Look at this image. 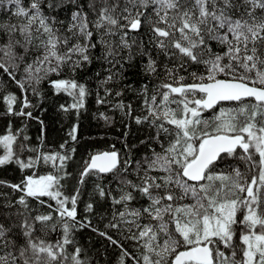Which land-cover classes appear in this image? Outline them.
Here are the masks:
<instances>
[{
	"label": "snow or ice",
	"instance_id": "1",
	"mask_svg": "<svg viewBox=\"0 0 264 264\" xmlns=\"http://www.w3.org/2000/svg\"><path fill=\"white\" fill-rule=\"evenodd\" d=\"M7 3L15 8L12 15L21 22L6 28L8 40L0 48V84L7 77L24 94L20 110L15 112L18 97H5L9 113L31 117L30 111L23 110L32 106L27 92L31 89L36 93V85L44 81L57 94L63 92L72 98L71 104L61 105L63 111L84 107L86 85L74 78L49 77L59 76L65 68L74 73L84 63L91 64L90 52L96 48L93 28L105 48L104 59L113 67L134 58L131 49L137 41L130 33H139L147 25L152 34L150 43L169 59H176L181 70L186 63L204 69L199 74L191 72L192 82L185 83L184 76H175V66H165L173 82L162 83L151 95L147 85L143 87L147 114L135 119L154 126L158 140L161 134L165 136L167 143L160 142L161 151L153 149L150 157L134 162L121 160L116 151L100 152L85 162L80 173L83 185L85 177L93 174H129L135 164L133 172L139 183L118 181L120 195L111 198L124 208L116 214L119 219L137 230L130 238L138 242L139 255L101 233L121 248L120 264L129 260L133 264H264V0H124L123 5L120 0L111 4L103 0L91 28L87 13L73 12L68 28L71 37L58 34L44 15L41 0H30L28 7L23 0ZM17 35L21 39H13ZM115 36L118 41L110 39ZM72 37L76 42L69 46ZM212 42L222 51H213ZM33 48L39 54L26 59ZM123 50H128L126 58L121 55ZM140 55L147 57L145 72L155 74L157 61L151 53L142 50ZM21 67L23 78L18 80ZM112 78L110 74L105 82ZM225 103L236 107L218 108ZM116 106L125 107L123 103ZM127 108L131 115V105ZM208 110H216L211 120L203 119ZM69 135L76 139L75 127ZM18 139L10 130L0 135V167L15 164L22 171L30 170L32 174L9 186L21 193L18 203L24 209L29 208L30 198L50 211L25 216L19 225L22 245L10 239L12 229L0 223V264H87L81 248L68 252L69 246H74L77 226L90 225V221L77 220L79 188L73 196H65L62 175L36 171L41 163L56 167L59 161V172H63L70 157L39 152L21 158L25 151L38 150L28 149ZM224 157L245 161L249 175L238 167L217 171L216 165ZM97 191L101 197L109 194L100 185ZM134 192L147 199L146 207L129 208L136 199ZM45 197L55 201V207ZM86 207L91 211L93 205ZM143 217L147 223H140ZM58 225L60 238L47 239L48 232H55ZM109 227L119 225L111 223Z\"/></svg>",
	"mask_w": 264,
	"mask_h": 264
},
{
	"label": "trees",
	"instance_id": "2",
	"mask_svg": "<svg viewBox=\"0 0 264 264\" xmlns=\"http://www.w3.org/2000/svg\"><path fill=\"white\" fill-rule=\"evenodd\" d=\"M115 0H108V3H114ZM123 5L124 0H120ZM30 0H23V5L28 7ZM52 5V7H49ZM41 7L45 16L53 23L58 34L71 37L68 28L72 24V14L77 10L87 13L88 20L94 21L100 8L103 7V0H41ZM15 8L7 3V0H0V48L8 40L6 28L10 24L20 23L12 13ZM119 11V9H118ZM54 18V20H53ZM92 37V43L96 48L92 49L91 64L84 63L74 73L65 68L59 76L53 74L49 79L74 78L79 83L86 85L87 95L84 101V107L79 110L63 111L61 105L71 104L72 98L66 93L57 94L47 81L36 85L37 92L33 93L31 89L27 92V98L31 107L24 108L25 112H31L32 116L15 115L19 111L20 99L23 97L22 91L7 77H3V83L0 84V135H7L9 130L18 134V143H24L28 149H37V153L25 151L21 153V158H28L38 155L39 152L55 153L70 157L64 162L63 172H59V161L56 167L51 163H41L36 169L40 175L48 173L60 174L64 178L60 181L63 185L62 192L65 196H73L79 188L80 193L77 200V220L81 222L90 221L89 226L79 227L73 233L74 246H69L68 252L71 253L74 247L82 249L81 256L87 261V264H120L121 248L117 244L111 243L105 235L111 236L113 240L118 241L124 249L133 255H139L140 249L137 241L132 240L130 236L136 233L133 225L126 224L116 215L124 208L122 205L113 203L111 197L120 195L121 184L118 181L128 179L134 183H139L133 169L135 164L129 168V174L117 173L95 174L85 177L83 185L79 183L80 173L83 171L85 162L96 153L104 151L118 152L121 160L131 161L142 160L150 157L152 150L161 151L160 142L166 146V138L163 134L157 139V129L147 121L137 123L135 117H144L147 113L144 109L143 87L147 85L148 93L151 95L159 89L162 83H171L172 78L165 71V66L169 69L175 66V76H184L185 83H191V72L202 73V66L187 64L185 69L181 70L176 59H169L152 41V34L147 25L142 26L139 33H130V36L137 41L131 49L133 59H124L121 64L113 67L108 60L104 59L105 48L99 43V36L95 34ZM13 39H21L19 35ZM105 39H109L105 37ZM113 41H118L119 37H111ZM76 38L70 39L75 43ZM82 42V41H81ZM139 45V47H138ZM213 51H222V48L212 42ZM142 50L151 53L152 58L157 61V72L148 74L145 72L144 65L147 63V57L140 55ZM18 54L23 55L17 49ZM39 52L33 48L30 49L26 59H33ZM121 55L125 58L128 50H123ZM108 59H111L110 57ZM122 65V66H121ZM115 73H120L116 75ZM113 75L112 80L106 81V77ZM18 80L23 78V67H21L16 77ZM108 90L110 94L106 95ZM96 91V92H95ZM121 92L120 96L116 93ZM8 94H14L18 97L13 105V113L8 112V105L5 97ZM103 100V103L99 101ZM123 103V109L116 105ZM131 105V115L128 114L127 106ZM224 108H233L236 105L225 103L218 106ZM216 114V110H208L203 113V119L211 120ZM104 123L102 124V122ZM42 122V123H41ZM75 127L76 139L72 140L69 133ZM23 137H27L24 140ZM61 145H64L61 148ZM74 150V151H73ZM239 152V149L237 150ZM0 154L3 150L0 149ZM239 168L241 172L249 175L245 161L238 157H224L218 161L216 168L219 172H229L233 168ZM32 174L30 170H20L15 164H9L0 167V223L10 227L12 232L10 239L18 244L24 243L22 229L19 225L23 222L25 216H35L45 214L50 211L46 205H40L37 201L29 198V208L24 209L18 203L20 192L12 189L9 185L20 183L24 176ZM66 174V175H65ZM153 175H162V173H153ZM97 185L103 187L108 195L101 197L97 191ZM130 190V189H128ZM136 199L129 203V208H143L148 205L146 198L139 193H133ZM47 203L55 207V201L50 198H44ZM190 202V201H185ZM92 204V210H87V205ZM70 206V205H69ZM55 219V213H53ZM114 216L116 217L114 219ZM131 219V217H128ZM147 217H143L140 223H147ZM111 223H117L118 228L109 227ZM40 225L37 224V228ZM131 228V232L129 231ZM59 225L55 232H48L47 239L55 241L61 236ZM39 235V233H37ZM127 264H133L128 261Z\"/></svg>",
	"mask_w": 264,
	"mask_h": 264
},
{
	"label": "water",
	"instance_id": "3",
	"mask_svg": "<svg viewBox=\"0 0 264 264\" xmlns=\"http://www.w3.org/2000/svg\"><path fill=\"white\" fill-rule=\"evenodd\" d=\"M104 152H111V151H104ZM97 154V153H96ZM95 155V154H94Z\"/></svg>",
	"mask_w": 264,
	"mask_h": 264
},
{
	"label": "bare ground",
	"instance_id": "4",
	"mask_svg": "<svg viewBox=\"0 0 264 264\" xmlns=\"http://www.w3.org/2000/svg\"><path fill=\"white\" fill-rule=\"evenodd\" d=\"M96 92V91H95ZM104 123V121L102 122V124Z\"/></svg>",
	"mask_w": 264,
	"mask_h": 264
}]
</instances>
